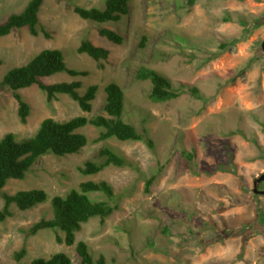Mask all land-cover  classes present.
Masks as SVG:
<instances>
[{
	"label": "rangeland",
	"instance_id": "374dc122",
	"mask_svg": "<svg viewBox=\"0 0 264 264\" xmlns=\"http://www.w3.org/2000/svg\"><path fill=\"white\" fill-rule=\"evenodd\" d=\"M188 1L129 0L128 15L97 24L80 19L73 7L103 11L105 0H45L38 28L43 27L49 39L41 33L33 37L26 28L0 38V139L9 133L16 141L29 138L48 118L64 122L107 117L103 88L114 83L124 94L123 119L146 129L154 144L151 150L134 141L88 143L77 154L42 156L23 180H9L6 193L40 190L46 201L24 212L13 208L14 216L0 223V264H30L56 253L79 264L74 246L56 242L61 232L31 235L29 229L52 218L53 197L86 181L110 184L115 198L109 204L119 207L103 222L90 219L76 233V242L86 243L95 260L102 256L105 264H264V196L252 192L253 180L264 174V21L253 27L264 15V2L194 0L190 7ZM28 2L0 0V24L21 13ZM240 20L249 26L244 28ZM102 28L120 35L122 44L99 36ZM83 40L106 49L108 60L97 63L78 54ZM232 40L234 46L219 50L221 42ZM43 50H59L68 69L89 73L76 78L59 73L42 82L96 85L90 113L66 95L48 103L45 93L31 86L20 91L30 110L26 123H20L18 105L1 82L8 71ZM213 53L218 56L211 58ZM141 68L157 71L174 88L196 87L200 98L184 92L167 102H152L150 83L136 77ZM77 132L92 141L99 129L87 125ZM104 146L138 170L108 167L82 176L78 167L97 160ZM153 175L154 183L145 193V180ZM260 189L264 191V184ZM88 196L107 201L102 194ZM21 248L25 257L16 261L14 254Z\"/></svg>",
	"mask_w": 264,
	"mask_h": 264
},
{
	"label": "trees",
	"instance_id": "16d2710c",
	"mask_svg": "<svg viewBox=\"0 0 264 264\" xmlns=\"http://www.w3.org/2000/svg\"><path fill=\"white\" fill-rule=\"evenodd\" d=\"M264 2V0H259ZM45 0H29L24 10L19 14L10 15L7 20L0 24V38L10 35L14 30L26 28L29 34L37 37L40 33L49 39L50 36L43 27L38 28L39 12ZM194 0H189L188 5L193 6ZM129 0H105L103 11L96 8L83 9L73 7V12L82 20L91 21L97 24L106 22H118L121 17L128 15ZM264 21V15L254 20L253 27ZM240 24L246 28L249 24L240 20ZM98 34L115 45H121L123 38L109 29H99ZM236 40L221 42V52L234 46ZM142 44V43H141ZM143 45V44H142ZM78 54H85L95 62L107 61L109 52L106 49L95 46L89 40H83L76 49ZM211 58H216L218 53H213ZM1 65V62H0ZM102 69V65H99ZM59 73H66L70 77H86L87 71H75L68 69L64 57L59 50H43L36 54L26 65L13 68L7 72L2 79V85L12 94L18 105V118L21 124L26 123L29 116V106L24 102L20 91L31 86H37L45 93L46 101H53L57 95H66L77 103L81 111L90 113L92 102L95 100L98 87L96 85L84 88L81 81L44 84L43 79ZM136 77L150 83L149 99L155 103H163L176 99L184 92L190 93L195 98H200L196 87H189L180 84L174 88L169 79L153 69L141 68L137 71ZM84 89V90H83ZM83 90V91H82ZM105 102L102 107L107 117L100 115L90 119L75 117L68 121L57 122L53 119L43 120L34 134L21 141H16L13 134H6L0 139V198L3 205L0 208V223L14 216V210L19 212L28 211L46 201V195L40 190L20 191L8 194L4 188L9 180H23L34 164L47 154L57 157H65L77 154L88 143L105 142L114 139L120 142L134 141L142 142L149 149L154 144L144 128L137 129L133 124L125 122L124 94L121 88L108 83L103 88ZM92 126L99 129L98 137L89 141L86 136L77 131L84 126ZM258 149L257 142L252 141ZM97 160H87L83 166L78 167L82 176H93L104 171L108 167L130 168L138 170L137 167L127 159L117 154L109 147H102L96 156ZM154 175L145 180L144 192L148 193L154 183ZM98 193L106 197L107 201H95L90 199L88 194ZM113 187L105 181H86L79 184L78 189H72L64 196H55L51 200L53 216L51 219H41L29 229L31 235L41 230L59 231L63 237L56 236L57 243H63L68 247L74 246L79 264H105L102 256L95 260L83 241L76 242V233L81 230L83 224L90 219L99 218L103 222L118 210V205L109 204L115 197ZM14 208V210H13ZM264 222V211L260 214ZM166 231V228H164ZM26 250L21 248L14 254L16 261L25 257ZM30 264H72L70 258L64 253H56L48 259L37 258Z\"/></svg>",
	"mask_w": 264,
	"mask_h": 264
},
{
	"label": "water",
	"instance_id": "95a60500",
	"mask_svg": "<svg viewBox=\"0 0 264 264\" xmlns=\"http://www.w3.org/2000/svg\"><path fill=\"white\" fill-rule=\"evenodd\" d=\"M261 49H262V52L264 54V39H263V41L261 43ZM261 182H264V174L260 175L259 177L255 178L253 180V189H252L253 194L263 195L264 196V191H261V190L258 189L259 184Z\"/></svg>",
	"mask_w": 264,
	"mask_h": 264
},
{
	"label": "flooded vegetation",
	"instance_id": "af4514ba",
	"mask_svg": "<svg viewBox=\"0 0 264 264\" xmlns=\"http://www.w3.org/2000/svg\"><path fill=\"white\" fill-rule=\"evenodd\" d=\"M262 184H264V182H261V183L259 184V190H262V189H260V186H261Z\"/></svg>",
	"mask_w": 264,
	"mask_h": 264
},
{
	"label": "clouds",
	"instance_id": "9594fccd",
	"mask_svg": "<svg viewBox=\"0 0 264 264\" xmlns=\"http://www.w3.org/2000/svg\"><path fill=\"white\" fill-rule=\"evenodd\" d=\"M258 189H259V187H258Z\"/></svg>",
	"mask_w": 264,
	"mask_h": 264
}]
</instances>
